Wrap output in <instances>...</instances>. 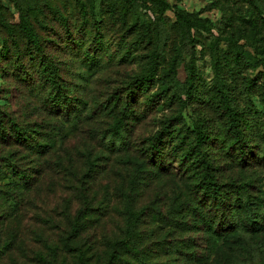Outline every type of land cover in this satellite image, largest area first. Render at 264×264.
<instances>
[{
  "label": "rangeland",
  "instance_id": "1",
  "mask_svg": "<svg viewBox=\"0 0 264 264\" xmlns=\"http://www.w3.org/2000/svg\"><path fill=\"white\" fill-rule=\"evenodd\" d=\"M165 1L170 7L160 12L150 0H0V106L6 107L22 128L40 130L45 138L54 141L52 149L38 156L0 140V156L12 152L23 167H35L31 172L34 184L26 192L19 215L24 224V240L22 248L19 245L20 249L13 252L11 259L15 264H47L41 254H34L43 240L37 241L39 237L31 230L43 231L45 238L56 240L79 208L87 216V220L78 223V236L74 237L81 251H70L64 260L58 254L56 264H104L109 241L114 236L122 237L124 192L133 195L134 207L147 206L141 216L140 243L146 244L143 251L149 260L165 261L167 255H162L163 247L158 242L163 239L164 243L180 241L182 252L198 250L199 261L182 259L186 263L175 264H212L215 259L220 264H264V0ZM175 10L191 14L204 27L187 37L176 22ZM23 12L29 13L40 39L45 54L42 62L47 58L46 61L57 65L59 81L80 85L74 93L87 102L85 112L91 113L75 124L49 115L35 94L37 88L31 86L34 70L30 63L36 55L32 53L35 47L25 36L27 24L20 21ZM61 15L68 18L73 40H85L84 48L91 35L102 37L103 46L113 54L112 59L102 57V62H107L103 69L90 73L76 61ZM92 21L100 25L99 29L86 35ZM81 26L86 27L84 33L75 29ZM231 44L239 49L237 55ZM30 46L31 53L27 50ZM16 50L19 69L14 63ZM123 55L124 62H118ZM40 58L36 57V61ZM150 61L154 68H150ZM27 75L28 80H22L21 76ZM141 76L147 78L146 87L139 90L137 101L128 106L138 112V118L125 120L130 124V158H126L125 153L106 151L99 138L114 119L103 104L110 99L114 102V97L125 98L128 83ZM226 103L235 112L239 129L243 130L241 135L252 147L244 165L231 155L237 152L229 148L234 131L232 121L227 120ZM121 104L124 101L113 107L115 112H119ZM199 123L203 124L202 133L206 132L210 139L209 146H201L210 152L205 155L211 163L209 175L217 183L226 184L229 196H236V187L232 185L247 182L256 202L253 219L258 224L254 233L246 223L245 208L226 211L228 219L241 227L235 232L241 244L226 242L218 253L210 250L209 243L193 231L168 229L165 221L159 220L157 225L151 217L155 210L166 216L173 202L179 207V202L199 201L189 176H197L201 170L195 165L194 151L184 163L188 172H183L175 161L181 158L186 144L193 146L199 139L194 132ZM165 129L172 131L173 138L163 133L167 163L156 175L149 172L151 165L143 159L141 144ZM173 145L182 149L170 151ZM133 160L146 164V171L138 177L142 183H130L128 178ZM192 239L197 247L183 248ZM2 260L13 264L6 254Z\"/></svg>",
  "mask_w": 264,
  "mask_h": 264
},
{
  "label": "trees",
  "instance_id": "2",
  "mask_svg": "<svg viewBox=\"0 0 264 264\" xmlns=\"http://www.w3.org/2000/svg\"><path fill=\"white\" fill-rule=\"evenodd\" d=\"M73 3L74 2H71V5H73ZM150 3L160 12H165L170 7L165 0H150ZM175 11L177 15L176 22L179 27L187 33V37L204 27L203 24H200L201 22H196L191 14L180 10ZM61 18L65 25L67 35L72 39L71 42L73 47L71 51L75 49L73 56L76 58V61H79V64H82L83 68L89 70L90 73L103 69L107 62H102V57L112 59L113 54H109L107 46H103L104 42L102 37L95 34L91 35L89 45L84 48L85 40L81 39L79 42H75L72 38L73 32H71L69 28L68 18L62 15ZM20 21L21 23L23 21L27 24L25 26V36L28 41L33 44V47H35V51L33 50L32 53L36 56L31 58L33 62L30 63L32 65L31 68L34 70V72H32L33 80L31 86L37 88L35 94L38 96L39 101L43 104L45 109L49 111V115L56 116L58 119L67 123L72 121L73 124L81 117L89 116L91 111L85 112L88 111L87 102L74 93L75 87H79L80 85L75 83L67 84L59 81L57 65L49 63L48 61L50 60L46 61L47 58L43 59L42 62V57L43 55L45 57V54L41 47L40 39L34 30V26L29 20V13L23 12ZM99 26L100 25H97L96 21H94L91 27L86 31V35L87 32L90 35L93 29L97 32ZM76 28H78V33H80L81 30H83L84 33L86 30V27L83 26L75 27V29ZM31 49V46L27 48L29 53H31ZM231 49L236 55L239 53V49L236 45L232 46L231 44ZM126 53L128 52L126 51ZM95 54H98V57H95ZM15 55V68L19 69L21 67L18 58L19 50H16ZM36 57H39L41 60L39 59V61H36ZM124 59L125 55L119 57L118 62H124ZM153 63L154 62L150 61V68H154ZM28 77L29 75L21 76L22 80H28ZM82 78L84 77L82 76ZM146 80L147 78L144 76L132 80V82L127 85L128 91L125 94V98L114 97V102L110 99L107 103H110L112 106L108 104V109L105 105L107 103L103 104V109H106V113L114 116L109 127L106 131H102L99 136L106 151L122 152L125 153L126 158H130L127 154V151L130 150L127 136L129 131L128 126L130 124L125 120L131 119L132 116L135 117V119L138 118V112L136 110L133 111V109L128 108V106L130 104L132 106L133 103L137 101V94H139L138 92L140 89H145L147 84ZM66 85L68 86L67 88H65ZM119 101H124V105L122 106L121 104V106H119V112H115L113 107H116ZM152 101H154V99L151 100V102ZM151 105L153 104L151 103ZM224 107L227 110V120L229 122L230 120L232 121L230 126L232 127L231 129H233L232 131H234V136L232 137L229 148L231 150L234 149L237 153L235 155V152H232L231 155L234 159H237L238 164L244 165L247 162L246 159H248L249 155L252 153V147L248 145L247 141L241 135L243 130L242 128L239 129V124H237L234 117L235 112L230 109L228 103H226ZM113 111L115 114L112 113ZM202 125V123L195 124L194 128L195 137L199 139L192 143L194 144L193 146L190 143L186 144L183 152L180 154L181 158L175 160L177 161V165L183 168L188 155L194 151L196 159L195 165L196 167H201V170L200 174H197V176L196 174H191L189 176L192 179L190 183L193 188H195L199 201H195L194 203L190 201L179 202V207H176L174 204L175 202H173L170 204L166 216H162L161 210H155L154 215H151V217L157 221V225L160 224L159 220L165 221V226L168 229L173 230L176 228L178 231H193L196 233L195 235H199L201 239L209 243V247L207 245L206 247L218 253L226 242L241 244L239 235L236 236L235 233L238 231L240 225L237 221L228 219L229 217L226 216V211H236L241 207L245 208L248 214L246 223L252 228L250 232L254 233L256 231L255 225L258 224V222L253 219V207L256 202L253 200L254 195H251L247 188L249 185L247 182L242 183L241 186L232 185V187H236V189H234L236 196H229L225 190L226 184L217 183L215 178L209 175L207 169H209L211 163L205 155L210 152H208V149L207 151L202 150L201 146L203 144L209 146L208 140L210 139L206 132L202 133ZM6 129H8L10 133ZM163 133L169 138H173L172 131L165 129L161 132H156L148 139L145 138L144 142L141 144V150L144 152L143 159L146 160V164L151 165V168H148L149 172L156 175H158L157 171L163 169L167 163H165L166 157L163 154V149L165 147L162 140ZM185 135L186 134L181 137H185ZM0 140L10 144H16L38 156L46 153L48 149H52L54 145V141L48 136L45 138L42 131L30 129L29 127L28 129L22 128L11 116V113L6 111V107L2 106H0ZM173 148L175 152L182 149L181 146L173 145L170 151H172ZM262 158L264 159V155ZM130 163L133 165L132 171L128 177L130 183H134L135 181L142 183L138 181V177L140 173L146 171V164L135 160ZM34 170V166L23 167V165L18 162L17 158H14L12 152L8 155L0 156V264H7L2 260L3 254H6V257L10 258L13 264H15V261L11 259L13 257V252L20 249L19 247L23 243L24 238L21 239V237L24 236V230L22 231L24 224L20 221L19 215L22 212L21 206L23 204L25 205L26 192L29 191L34 184V176L31 173ZM182 170L183 172H188L184 168ZM135 188L136 187H131L133 190H135ZM122 196L124 199V223L123 228H121L122 237L119 238L114 236L112 240H108L109 250L107 249L108 251L102 261L104 264H175L182 261V259L186 261L191 259H194L195 262L199 261V258H197L198 250H194L195 248L189 252H182L180 241L171 243L169 240H166V243H164L163 239L158 242L163 247L162 255H167V258H165V261L149 260L146 256V252L143 251L145 248L144 245L146 244L142 245L140 243V241H143L141 216L144 214L147 206L134 207L131 203V198L133 196L131 193L124 192ZM255 197L258 199L257 196ZM84 210L87 213L86 208H84ZM83 219L87 220V216H84L83 208H79L76 215L69 221V225L63 227L61 237H58L56 240L52 237L45 238L43 231L34 233V231L31 230L34 236L39 237L37 241L41 242V238L43 240L42 246L33 250L34 254H41L42 260L47 262V264H56L58 254L61 255L64 260L70 251H72V253L78 252V250L81 251L77 247L78 243L74 240V237L78 236V223L80 225V221L84 222L85 220ZM172 230L169 231L172 232ZM195 235L193 238H195ZM182 242L181 240V243ZM193 242L194 240L192 239L191 243L189 245L184 244L183 248L197 247V244H193ZM103 244L104 247L107 246L105 240ZM24 256L25 255H22L21 258L24 259ZM184 260L182 262H185ZM211 262L212 264H220L219 260L216 259ZM224 264H233V262H226Z\"/></svg>",
  "mask_w": 264,
  "mask_h": 264
}]
</instances>
